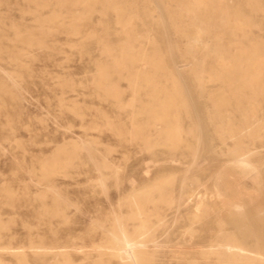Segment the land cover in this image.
<instances>
[{
	"label": "rangeland",
	"instance_id": "374dc122",
	"mask_svg": "<svg viewBox=\"0 0 264 264\" xmlns=\"http://www.w3.org/2000/svg\"><path fill=\"white\" fill-rule=\"evenodd\" d=\"M169 2L174 8V3ZM142 3L143 0H138V4ZM157 5L159 12L155 7ZM157 5L150 6V18L161 21V25L158 28H150L145 33L137 21L133 26L140 31L138 34L140 36L133 42L134 49H144L149 56L161 57L164 64L172 69V74L167 77L160 75L151 82L164 84L168 79L167 86L170 88L172 87L170 80L182 86L175 93L172 89L171 95L186 103L187 107L178 108V112L185 130L182 135L185 139H190L189 144L182 143L178 147L166 148V152L160 157L154 156L146 143V139L158 138L154 127L146 124L145 115L140 111L141 103L151 95L146 83L144 81L133 83L126 76H112L110 82L117 84L121 90L120 101L123 106H118L114 98H105L95 85L98 66L108 62L103 58V43L93 38L92 45L90 44L85 51L80 42L89 33L104 39H111L114 32L122 35L121 24L117 22L114 13L103 16L97 10L92 11L82 21V31L76 34L49 25L47 29L50 31L43 36L47 47V51L44 52L38 45H30L21 40L19 34L37 31L39 20L48 19L55 10L67 16L66 20L72 17V14L77 15L80 10L73 12H66L63 8L59 10V6L50 0H0V246L11 243L14 245L11 250L15 251L20 250L22 244L27 248L31 241L66 242L77 246L75 250L70 248V264H116L114 259L110 260V263L102 262L98 251L92 248L93 245L107 238L105 231L113 211L123 214L130 211L126 194L132 186L143 189L160 184L158 210L165 216L159 224L154 225V235L161 245L158 250H150L153 253L149 254L147 264L176 262L222 264L214 255L201 252L205 244L216 236L214 233L218 230V225L214 222L215 216L219 214L230 232L239 235L241 233L237 232L235 224L227 221L228 206L233 201L242 200L251 216L254 208L263 203L264 129L260 131L261 138H255L248 133L242 138L244 149L251 148L250 165L237 161L229 151V148L236 145V139H230L227 134L225 139L221 138L213 126L217 123L212 124L205 110L199 109L197 95L200 88L196 86V78L185 73L190 63L182 60L181 55L180 59L177 57L179 51L186 48L188 40L183 35L173 32L164 10L160 8L162 5L160 3ZM161 14L164 16L160 17ZM107 19L112 32L106 29ZM256 19L264 21V15H257ZM162 27L165 28V32ZM167 33L169 35L164 36ZM177 36L180 41L176 40ZM250 36L264 42V24L255 27ZM237 39L243 40L241 32H238ZM206 41L207 44L199 58L213 63L214 35L210 34ZM248 42L250 40H246L247 44ZM114 43L115 41H112V44ZM169 43H174L177 51L171 46L173 44ZM222 43L228 46L231 42L225 36ZM231 51H234L232 44ZM177 60L179 63L176 64ZM145 65L142 61L136 64L138 68ZM209 84L214 86L218 82L213 81ZM187 85L191 86L190 89ZM2 87L9 88L11 93L3 92ZM133 87L139 88L133 92ZM226 96L233 95L226 93ZM251 96L247 93L243 97L247 99ZM253 97L258 101L251 119L264 124V92ZM236 113L235 121L237 124H243L239 122V112ZM214 120L217 122V119ZM135 126L142 129L139 135L134 134ZM212 150H215L214 154ZM56 152L62 157L70 156L71 159L61 161L57 170L43 176L41 167L44 161H51ZM209 158L211 162L207 163ZM104 161L114 163L117 170L101 167ZM219 162L224 164L221 165ZM132 163L136 166L135 171ZM127 169L131 175L129 171L125 172ZM209 169L211 170L208 171ZM131 170L134 171L133 174ZM209 181L216 183L210 182L209 185ZM49 186H52L60 196V205L64 206L63 216L51 215L50 207L55 195L48 190ZM191 192H194V195L191 196L192 200L187 202L186 196ZM44 193L46 197L43 199ZM183 200L185 202L179 207L180 213L172 216L173 207ZM211 200L216 204L212 205ZM42 201L49 206L47 209L42 206ZM184 208L188 209L184 211ZM152 220L155 221V218L152 217ZM199 226L204 230L200 231L202 228ZM244 236L243 238L249 242L255 240L254 234L245 233ZM150 247L153 248L152 245ZM26 252L29 264H41L39 258L28 248ZM0 257L3 264H20L9 251L0 249Z\"/></svg>",
	"mask_w": 264,
	"mask_h": 264
},
{
	"label": "bare ground",
	"instance_id": "6f19581e",
	"mask_svg": "<svg viewBox=\"0 0 264 264\" xmlns=\"http://www.w3.org/2000/svg\"><path fill=\"white\" fill-rule=\"evenodd\" d=\"M50 1L56 3V5L59 6V10L63 8L65 9L66 12H73L77 10L78 11L80 10V12L77 15L72 14V17L66 20L65 17L67 16L62 15L61 12L55 10L54 13L48 19L41 18L39 20V26L37 31L27 32L25 34H19V38L21 40L26 41L30 45L33 44L38 45V47L45 52L47 51L46 49L47 47L45 45L43 36L50 31L49 29H47L49 28V25L52 26L54 25L57 29L63 28L70 33L76 34L82 31V26H83L82 21L92 11L97 10L101 14H103V16H107L110 13H114L117 22L121 24L122 35H120L117 32H114L111 39L109 38L104 39L102 37H94L95 34L89 33L88 35H86L85 39H83L80 42L84 47L83 49L85 51H87V47L92 43L93 38L95 41H99L103 43L102 44L103 58L108 62L105 63L103 66L102 65L98 66L95 85L98 91L101 92L105 96V98L108 97L114 98L118 106H123L122 102L120 101V95L122 93L121 90L119 89L117 84L110 82V78L112 76H118V77L126 76L133 83L137 81H144L146 83V87L150 91L149 94L151 95L149 96L148 99H146L145 102L141 103L140 111H142V113L145 115L146 124L147 125L150 124L151 126H153L154 130L156 131L158 138L146 139V143L148 145V148L152 149V154L157 157H160L162 154H164V152H166L167 150L166 148H174V147H178L182 143L184 144L190 143V139L188 138L185 139L182 135L185 130L183 128L184 126L180 121V114L178 112V108L183 109L187 107L186 103L184 100L182 99L178 100L177 97L171 95L172 89L174 90L173 92L175 93L176 91L180 90L182 86H180L178 82L170 80L172 86L170 88L169 86H167L168 79H167V83L164 84L155 81L151 82L153 78L154 79L156 77L158 78L160 75H164L167 77L168 75L172 74V69L164 64V61L161 57L149 56V54L144 49H134L133 42L134 40L137 39L138 36H140L138 35L140 31L134 29L133 25L136 24L138 21L139 25L141 26L140 29H143L145 33L150 28H154V27L158 28L161 25L160 24L161 21L150 18V6L152 4L157 5L160 3L162 5V7L160 8L164 10V13L166 14L165 17L168 19L167 21L170 22L173 32H175L176 34L183 35L185 39L188 40V44L186 48H184L183 51H179V56L177 55V57H179L178 59H180V55H181L183 58L182 60H186V62L190 63V64L186 63L189 64L190 67L186 69L185 73L194 76L196 78L195 81L196 86H199L200 88L197 95L198 96L197 103L200 106L199 109L205 110V114L210 119L212 124L217 123L216 125L213 126H215L216 128L215 131L217 130L219 132V136L221 138L225 139V134H227V136L230 139H236L237 141L236 145L233 146V148L231 149L229 148V151L237 161H239L242 164L250 165L249 155L252 153L250 152L251 148L244 149L242 138L245 136L246 133L254 136L255 138H261L262 135L260 131L264 129V124L257 122V120L251 119L252 115L255 113V108H256L255 105L258 101L253 96L264 92V42L256 37L251 38L250 35L252 34L255 27L264 24L263 20L256 19L257 15H264V0H143L142 4H138V0H50ZM169 1L174 3L175 5L174 8L171 7V3ZM155 7L157 8L158 5ZM157 12H159L158 8H157ZM163 16L164 15L160 17ZM108 21L109 20L107 19L106 22ZM164 21L166 22V20ZM106 26H107L106 28L107 31L112 32V27L109 22L107 23ZM163 27L162 30H164L163 32H165V28L163 29ZM238 32H241L243 40L237 39ZM170 34H171L170 36L173 35L172 31ZM210 34L214 35V40H215V44L214 46H212V58L214 60L213 62L214 64L205 62L204 58H199L200 55L202 56L203 47L207 44L206 38ZM168 35L169 34L167 33V35L164 36L167 37ZM225 36L231 42L230 45L228 46H224L222 43ZM178 38L179 37L177 36L176 40L180 41L179 40L180 38L179 39ZM246 40H250V42H248L247 44ZM112 41H115V43L112 44ZM166 41L167 40H165V42ZM180 43L182 44V42ZM170 44H173L171 46H173L174 48V43H169V45ZM231 44L234 47V51H231ZM175 50L177 51V49ZM140 61L145 62L146 64L145 67L138 68L136 66L137 62ZM177 63H179V61L176 62V64ZM185 73L183 75H185ZM205 75L207 79L204 80ZM213 81L218 82V84L214 86H210L209 82H213ZM188 87L190 89L191 86ZM137 88L133 87L132 91L133 92L136 91ZM1 90L7 94L11 93L10 89L7 87H2ZM226 93H231L233 96L227 97ZM247 93H250L252 96L250 98L245 99L243 96ZM236 111L239 112L238 113L240 116L239 122H243V124H237V122L235 121L234 118L237 115ZM191 113L193 112L191 111ZM214 119H217V122H215ZM133 129L135 131L134 132L135 135H139L142 131V129L139 128L138 126H135ZM153 146L156 148H153ZM200 149L198 151H200ZM211 152L214 154L215 150H212ZM206 155L208 157V154ZM203 156L201 158H203ZM216 158H213V160ZM70 159H71L70 156L62 157L59 155L58 152H56V155L53 156L51 161H47V162L44 161L41 167L42 175L43 176L49 175L52 171L58 169V165L61 163V161L70 160ZM209 161L210 158L207 163H209ZM165 162L166 161H164V163ZM212 163L214 162L212 161ZM222 163L220 164L222 165ZM187 164H189L188 161ZM132 165H133L132 167L135 166L133 163ZM139 165H141V163ZM101 167L104 168L110 167L113 171L117 170L116 165L112 162L108 163L104 161ZM132 167H129V169ZM135 167L133 169L134 171H135ZM209 167L211 168V166ZM152 168H154V166ZM129 169H127L125 172L129 171ZM204 169L206 168L204 167ZM180 170H181V165H180ZM210 170L211 169H209L208 171ZM134 171H132V174L134 173ZM96 172L98 174V171ZM195 172H197L196 168H195ZM129 173L131 175L130 171ZM193 174L195 175L194 172ZM198 174H199L198 177H200V172ZM215 176L213 177L215 178ZM129 178L131 179V177H128V179ZM216 181L214 182L216 183ZM210 182L211 181H209V185ZM258 185L259 184H257V186ZM48 190L53 192V194L55 195L54 201L50 207L51 215L63 216L64 206L62 207L60 205V196L52 186H49ZM117 191L119 192V190ZM160 194H161L160 184H153L152 187L149 186L148 188H143V189H136L134 186L131 187L130 191L126 194V199L129 203L130 211L127 214L113 211L108 221L109 225L106 227V231H105L107 238L101 243H95L92 247L93 249L98 251L99 257L102 262L110 263V260L114 259L116 264H147L149 254L153 253L150 250L153 251L158 250L159 245H161L159 240L154 235V225L159 224L163 220V217L165 216L164 214L160 213L158 210L160 207L157 203V200L160 198L161 196ZM192 195H194V192H191L190 194H188V196H186L187 202H190L189 200H192L191 197ZM42 197L43 199L46 197L45 193L43 194ZM207 198L212 199V197H207ZM215 199L217 200L218 197ZM184 202H185L184 200L181 201L180 203L177 202V204L173 207L172 216H176L178 215V213H180L179 207ZM214 203L215 201H213L212 205ZM220 204L218 205L219 207ZM42 206H44L45 209L49 207L45 201H42ZM246 207L247 205L242 200H237V201H233L227 208V216H228L227 221L228 223L232 222L235 224L237 232L241 233L239 235H236L235 232L233 233L230 232V230L226 227V225H224V220L221 218L219 214H217L218 212L216 211L217 212L216 213L215 211H213L217 214L215 216L214 222H216V224L218 225V230L216 231V233H214L216 234V236L209 243H207V241L205 240L207 244H205V248L201 249L202 253L214 255L215 258L218 259L222 264H264V201L262 204H258L254 208L253 213H251V216H249L250 213L247 211ZM186 209L184 211H186ZM152 217L155 218V221L152 220ZM184 222L186 221L184 220ZM196 226H194V228ZM173 230L171 232H173ZM201 230L204 229L202 228L200 229V231ZM177 233L178 232H176V234ZM245 233L254 234L255 240L253 242H249L246 239H244L243 236L245 235ZM201 237H204V235ZM149 242H151L152 244H149ZM150 245H152L153 248L150 247L151 248L150 249L149 248ZM174 245L178 246L176 244ZM13 248L14 245H12L11 243L8 245L0 246L1 250L9 251L12 255H14L16 260L20 264H29L28 260L26 259L28 254L26 252L27 248L32 252V254H34L36 257L39 258L38 260H40L41 264H70L71 262L70 248L75 250L77 246L66 244V242L59 243L58 241H50L48 243L41 240V241H31L30 244L27 246V248L23 244L20 250L12 251L11 249ZM164 262H166V260ZM3 263L4 262H2V259L0 257V264Z\"/></svg>",
	"mask_w": 264,
	"mask_h": 264
}]
</instances>
